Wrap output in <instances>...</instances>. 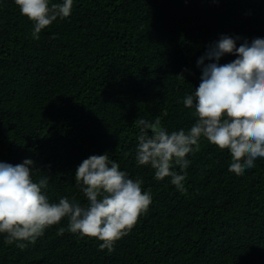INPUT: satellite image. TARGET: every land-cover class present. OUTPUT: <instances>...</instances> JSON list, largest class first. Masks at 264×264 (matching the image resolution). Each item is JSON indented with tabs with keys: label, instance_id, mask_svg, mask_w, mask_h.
Wrapping results in <instances>:
<instances>
[{
	"label": "trees",
	"instance_id": "trees-1",
	"mask_svg": "<svg viewBox=\"0 0 264 264\" xmlns=\"http://www.w3.org/2000/svg\"><path fill=\"white\" fill-rule=\"evenodd\" d=\"M32 31L14 0H0V162L32 159L50 202L84 204L75 170L107 152L152 203L111 251L59 233L65 218L22 249L0 235V264H264V158L237 175L230 152L202 138L183 193L135 161V121L189 130L197 117L183 99L199 86L197 60L221 35L237 46L264 38V0H73L69 17L39 39Z\"/></svg>",
	"mask_w": 264,
	"mask_h": 264
},
{
	"label": "clouds",
	"instance_id": "clouds-1",
	"mask_svg": "<svg viewBox=\"0 0 264 264\" xmlns=\"http://www.w3.org/2000/svg\"><path fill=\"white\" fill-rule=\"evenodd\" d=\"M14 2L33 22L35 39L58 18L69 17L73 7V0ZM240 39L221 35L197 60L202 73L199 86L183 99L184 106L194 108L197 117L189 130L169 132L159 118L135 121L139 128L137 165L151 166L158 181L170 177L182 193L187 191L183 181L190 161L186 157L199 149L202 138L230 152L229 171L237 175L255 167L257 158H264V38L244 39L237 46ZM225 54L236 58L220 64ZM33 166L34 161L28 158L15 165L0 162V235L6 245L15 243L22 249L25 241L35 242L46 229L67 218V229L62 227L59 233L67 230L96 238L102 242L101 250L111 251L152 203L151 192L142 190L143 181L129 178L107 152L89 156L75 170L76 186L86 198L84 204L67 196L60 197L58 203L50 202L42 192L49 177L34 182Z\"/></svg>",
	"mask_w": 264,
	"mask_h": 264
}]
</instances>
